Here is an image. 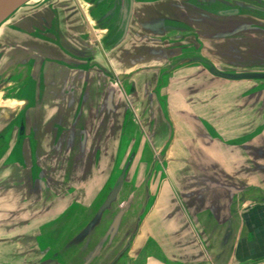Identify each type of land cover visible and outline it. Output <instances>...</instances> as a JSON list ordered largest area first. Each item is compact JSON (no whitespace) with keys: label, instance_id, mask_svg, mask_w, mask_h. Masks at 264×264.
Here are the masks:
<instances>
[{"label":"rangeland","instance_id":"rangeland-1","mask_svg":"<svg viewBox=\"0 0 264 264\" xmlns=\"http://www.w3.org/2000/svg\"><path fill=\"white\" fill-rule=\"evenodd\" d=\"M80 1L88 22L93 24L92 28L98 36L92 37V40L90 36L93 32L85 25H77L81 21L84 24V17L75 0H32L0 24L2 131L16 129V133L19 129L21 119L10 120L25 104L20 100L21 89L25 86L23 80L32 76L30 83L35 84L36 77L40 78V72L46 65L58 64L63 69H82L73 59H70L74 62L72 67L67 58L65 63L53 60L49 49H41L36 36L41 33L40 30L63 35L71 32L76 34L80 30L85 33L83 37L79 36L78 40L81 44H92V49L87 51V54L90 52L91 60L86 72H75L74 76H83L82 82L89 78L88 114L93 117L96 103L99 109L97 117L92 118L91 123H76L78 116L82 115V108L73 114V118H69L71 121H61L68 127L58 128V147H49L48 152L47 148H42L38 152L28 154L27 167L16 165L12 161L0 162V264H83L88 261L102 239L105 226L109 225L120 208L125 206L126 200H131V207L124 216L119 233L112 242H105L89 262L110 264L126 246L135 229L140 209L147 198L144 186L150 167L151 174L153 170L150 184L153 199L150 201L149 214L144 222V234L141 239H136L138 241L128 256L119 260L121 264L143 262L147 248L151 247V231L154 232L151 225L154 227L157 223L159 232L169 231L170 227L166 229L163 225L169 219L170 211L178 209L173 196L185 198L184 192L188 191L197 199V209L208 206L217 208L219 204L226 213L229 203H232L230 200L235 189H250L255 185L264 187V151L260 150L264 145L256 144L260 147L245 148L243 152L235 150L232 153L230 144H227L229 149L223 151L218 146L219 141L213 136V129L210 127L208 130L199 124V119L196 120V112L202 109L207 113L204 116L215 118L214 108H217V102L223 96L224 88L221 85L220 87L215 79L210 78L211 66L236 71H264V56L260 47H255L261 33H255L254 41H250L249 36L242 31H249L251 26L260 27L257 24L262 25V21L255 18L244 19L243 13H248V10L240 3L246 4L250 0H231L230 2L239 3L244 11H241L243 16L231 21L232 23H221L219 30L215 26L212 29L210 21H207V30L203 39H198V44L195 41L190 42L189 39L171 40L172 55L168 61L175 64L176 55L173 54L177 50V56H181V59L188 58L192 61L185 62L167 76L163 87L156 84V95L149 90L147 97L144 95L135 100L129 97L130 88L127 84L121 86L117 83L116 76L121 74L118 72V63L114 53L106 47L119 43L120 30L127 36L138 34L139 30H135L132 23L129 24L131 16L138 17L136 10L131 12V6L136 1ZM224 1L228 4V0H221L216 9H226V4L222 3ZM260 2H263L264 9V0ZM188 12L203 19L213 16L212 11L204 13V9L201 12L188 9ZM261 13L256 17L264 20V10ZM72 22L75 28L70 31ZM26 33L31 37H27ZM193 36L188 38L192 39ZM60 41L65 45L67 43L66 40ZM154 41L159 42L156 39ZM181 43L186 44V49L180 47ZM71 73L64 75L68 78ZM69 89H65V93ZM33 90H28V93ZM71 90L73 91L72 88ZM100 98L103 105L99 108ZM115 100L119 101V110H116ZM10 102L19 104V107L16 110L12 109L11 105L7 107ZM245 104L247 110L237 108L232 116H254L260 111V107L255 109L258 102ZM106 110H111L109 113L115 117L116 113L118 116L112 125L109 124L113 127L111 134L115 137H111L112 141H115L113 151L102 152V149H105L107 133L104 127L109 116H112L106 114ZM169 114L174 121H170ZM164 118L168 121L162 120ZM220 123L225 126L223 121ZM163 125L167 127L166 130L162 128ZM80 128L85 129L79 131ZM44 132L50 136V130ZM63 140L67 145H62ZM8 141L9 136H5V147L8 146ZM163 150L170 153L162 162L158 160V156L164 153ZM3 154L2 150L1 159H4ZM128 155L129 158L136 155V159L129 170L121 197L103 214L99 224L87 236L79 238L96 214L111 183L114 185L121 175L120 167L123 168ZM11 157H15L13 152ZM151 215L152 220L157 216L152 224ZM208 221L211 226L213 222L209 218ZM263 229H260V232Z\"/></svg>","mask_w":264,"mask_h":264},{"label":"crops","instance_id":"crops-1","mask_svg":"<svg viewBox=\"0 0 264 264\" xmlns=\"http://www.w3.org/2000/svg\"><path fill=\"white\" fill-rule=\"evenodd\" d=\"M135 1L136 3L134 2V5L131 6V12L134 13V10H136L138 17L131 16L129 24L131 25L132 23L134 29L137 31L139 30V35H126L121 43L116 46L106 47L110 48V51L114 53L116 57L118 72L123 73L125 76L130 75L118 84L121 86L127 84L130 89H132L131 84H134V88L132 89L134 91L133 94H131L133 100L142 98L144 95L147 97L149 90H151V80L155 85L156 73L165 70V68L159 70L160 67L176 65L177 68L169 74L171 75L180 68L179 66L185 62L192 61L188 58L181 59V56H177V50L173 54V56L176 55L174 58L176 60L174 62L175 64L170 63L168 60L171 58V47L173 45L171 40L182 41L183 39H189L190 42L195 41L198 44V39H203V34L207 30V21H210L212 29L213 26H215V28L219 30L221 23H232L231 21L239 19L237 17L225 18L219 15L203 19V17L197 14L188 12V9H195L201 12L206 5L218 11L220 9L216 8L221 3V0ZM230 1L231 0H228V4L225 3L226 9H241L242 7H240V5H242L248 10V13L242 10L245 20L248 18H255L258 21H262V25L257 24L260 27L251 26L249 31L244 29L242 31H245L244 34L249 36L250 41H254L253 36L255 33L257 35L261 33V38L258 39V42H255V47H260L264 56V34H262L264 33V20H262L261 17H256L261 12L263 13V2H260V0H253V2H251L250 0L251 3H247L251 5L247 3H240L239 5L237 2ZM197 5L199 7H197ZM205 12L206 11H204V13ZM251 15H254V17H250ZM159 20H161V22H159ZM80 23L78 22L77 25H85L86 28L91 30L85 21L84 24L82 21ZM70 24L69 30H74V23L72 22ZM252 24L254 25L255 23ZM65 30H68V28H65ZM106 30L109 31V29ZM40 31L41 33L36 35L37 40H39L38 46L43 50L49 49L53 60L57 59L65 63L67 58L68 64L73 67L74 62L70 60L73 59L82 69L81 71L67 68L63 69L58 64L46 65L40 72V78L36 77L37 81H35L33 75L34 81L36 82L35 84L30 83L32 82V76L22 81L25 83V86L21 89L20 100H23L25 104L10 121L19 118V120L21 119L20 125L22 122L25 123L26 129L24 135H22L23 133L20 132V129H18L16 133V129H11L7 132L0 129V152L2 150L4 152V159L0 158V162L12 161L16 165L27 167L26 161L29 158L28 154L38 152V150L42 148H47L46 151L48 152L53 146L58 147L60 143L58 128L63 126V128L66 129L68 127L61 121H71L69 118H73V114L79 112L80 108H82L80 110V114L82 115H80V117L78 116L79 122L91 123L93 120L92 118H96L98 115V103H96V112L93 117L92 114H88L90 98H88L87 94L90 88L87 86L89 85V78L84 79V82H82L81 79L83 76H74L75 72H86L87 67H89L87 65H89V61L91 60L90 52L87 54V51L92 49L91 42L89 41L91 45L87 44V42L81 44L78 40L80 37H83L85 33L80 30V32L76 34H71V32L63 35L56 32L55 34L45 33L46 31L44 30ZM121 33L120 30L119 37H121ZM92 35L90 36L91 40L92 37L95 38V33H92ZM192 35H194L192 39L188 38ZM59 36H61V38ZM147 36L150 38L147 39ZM27 37H31V35L27 34ZM60 39H62L63 42L66 40V45L65 43H61ZM155 39L159 42H155ZM180 47L186 49V44L181 43ZM204 51L205 49L203 48V55ZM103 52H105V47ZM104 54L106 55V53ZM216 67L227 72H245ZM69 72H72L70 76L68 78L65 77L64 74ZM210 78L215 79V81L219 82V86L221 85L224 88L222 89L223 96L219 98L217 108H214L213 115L215 118L212 119L208 118L207 115L204 116L207 114L204 109L196 112V120L199 119V124L201 123L208 130L210 127L213 129V136L219 141L218 146H220V149L223 151L229 149L227 144H230L229 147L233 150L231 151L232 153H234L235 150L243 152L245 148L260 147L256 144L264 145V81L225 80L212 75L211 72ZM76 81L78 84H76ZM167 86L169 87L170 85ZM68 88L70 89L66 94L64 90ZM31 89H34L33 92L28 93V90ZM251 101L258 102L255 109L260 107V111L256 113V115L250 116L249 114H243L239 117L232 116L233 111L237 108L246 109L245 103ZM118 102L119 101L115 100L116 110L118 108L120 109ZM101 105H103L102 98H100L99 108ZM149 105H151V103H149ZM110 111L111 110H106V114H111L112 116H109L110 120L108 119L104 127L107 133L105 134V149H102V152L113 151L112 148L115 145V141H112V138L115 137L111 134L113 133V127H111V125L118 115L115 113V117L112 113H109ZM149 113L151 114V112ZM170 120L171 122L174 121L172 117H170ZM221 121L225 123L226 127L220 123ZM161 124H163V122H161ZM162 128L165 130L167 129L165 125H163ZM44 130H50V136L47 135ZM74 131L75 129H73V133ZM5 136H9V144L6 147ZM48 136L49 140L47 139ZM45 141L46 143H44ZM63 143V146L67 145L64 140ZM261 148L260 150L264 151V147ZM11 152L14 153V159L11 157ZM166 152L165 158L169 157L168 153H170L168 150H166ZM252 188L235 189L233 191V197L230 200L232 203H229L226 213L224 212V208L219 206V204L217 208L208 206L203 209H197L195 207L197 199L194 198V196L192 197L188 191L184 192L185 198H178L177 195L173 196L178 209L170 211L168 215L169 219L166 220L167 222L163 225V228L166 229L170 227L169 231L162 233L161 231L159 232L157 223H155L156 225H154V227L151 225V229L154 231H151V247L149 246L147 248L145 252L146 257L143 259V262H138V264H264V234H262L264 233V187L255 185L254 188ZM252 200L258 201L253 202ZM218 210L221 212V216L224 217L223 219L217 213ZM152 211L153 210H151V214ZM152 217L153 215H151V224L153 221H156L154 219L155 217L157 218V216H154L153 220ZM208 218L213 222L211 226L209 225L210 221H208ZM145 219L141 226L140 233L137 236L139 239H141L144 234ZM170 221L171 224H169ZM260 229L263 230L260 232ZM137 241L138 240H135L131 250L134 249ZM141 255H143V253Z\"/></svg>","mask_w":264,"mask_h":264},{"label":"water","instance_id":"water-1","mask_svg":"<svg viewBox=\"0 0 264 264\" xmlns=\"http://www.w3.org/2000/svg\"><path fill=\"white\" fill-rule=\"evenodd\" d=\"M30 1H32V0H0V24L4 23L17 10H19L25 4H28ZM102 1H104V0H99L98 2L101 3ZM224 3H226V2H224ZM76 4L82 12V15L84 17V21L90 27V25L88 23V19L84 13L79 1L76 0ZM197 7H199V6L197 5ZM203 9H204V11H206V13H211V11H212L211 14L213 16H211V17H214V15H219V16L225 17V18L226 17H230V18L238 17V18H240L244 15V14L243 15L241 14L242 9H240V8L239 9L238 8H228V9H220V10L216 11L214 9H211L209 5H206L203 7ZM92 32H94V31H92ZM126 35L127 34H124V33L122 34L121 39L119 40V43H121V41H123L125 39ZM163 68H165V70H162V71L156 73L157 77H155L156 78L155 79L156 80L155 85H154V82L152 83V80H151V91H153V93H155V95L157 92V90L155 91L156 84L161 85V87H163L164 83L166 81L165 78L174 69H176L177 66L173 65L170 67L169 66L160 67L159 70H161ZM209 72H211L212 75H214L218 78L225 79V80H231V81H242V80L264 81V71L227 72V71H222L217 67L211 66L209 68ZM128 76H130V75H128ZM128 76H125L123 73L118 74L116 76L117 83L122 82ZM131 86L133 89L134 84H131ZM132 89H130V93L128 94L129 97H131V94H133L134 90H132ZM79 117H80V115H79ZM78 118L76 120V123H80ZM162 120L168 121L166 118H164ZM19 129H20V132L23 133L22 135H24V132L26 129L25 123L22 122ZM80 129H79V131H83L84 128H80ZM166 153L167 152L164 151V153L159 154V156H158L159 159L158 158L157 159L163 162L165 159ZM129 156L130 155H128V157H127L128 159H126L123 168L120 167V169H122L121 175L118 177V179L114 185L111 183V186H110L107 194H105L103 201L99 205L98 210L96 211V214L90 220V222L85 227L83 232L80 234L79 238H81L82 236H87L99 224L103 214L106 213L108 210H110L111 207L121 197L123 190H124V187L127 184V178L129 175V170H130V168H132L134 161L136 159V155L132 158H129ZM152 176H153V170H152V174H151V167H150V172H149L148 178L145 181V186H144L146 194H147V198L141 207L142 210L140 209V212H139V215H138V218L136 221L135 229L131 233L130 238L127 241L126 246L124 248H122V250L117 254V256L110 262V264H121V261L119 262V260L120 259L124 260L128 256L129 252L131 251V248L133 247V244H134L137 236L140 233L143 221L149 212L150 201L153 199L152 194H151V190H150V184H151ZM126 201H127V203L125 204V206H122L120 208L119 212L114 216L112 222L109 225L105 226L104 235H103L102 239L99 241V244L96 246L94 252L89 257L88 261L84 262L83 264H89V262L99 252L98 250H100V248H102L104 243L105 242H112L114 240V238L116 237V235L119 233L123 219H124V216L127 213V211L129 210V208L131 207L130 203H132L131 200H126Z\"/></svg>","mask_w":264,"mask_h":264},{"label":"flooded vegetation","instance_id":"flooded-vegetation-1","mask_svg":"<svg viewBox=\"0 0 264 264\" xmlns=\"http://www.w3.org/2000/svg\"><path fill=\"white\" fill-rule=\"evenodd\" d=\"M75 1H76V0H75ZM77 1H78V0H77ZM102 2H103V1H102ZM102 2H101V3H102ZM10 105H11L12 109L15 108L14 110H16V109L19 107V104H16L15 102H10V104H8L7 107H8V106L10 107ZM8 109H9V108H8ZM14 110H13V111H14ZM10 112H12V111H10ZM10 114H11V113H10Z\"/></svg>","mask_w":264,"mask_h":264},{"label":"bare ground","instance_id":"bare-ground-1","mask_svg":"<svg viewBox=\"0 0 264 264\" xmlns=\"http://www.w3.org/2000/svg\"><path fill=\"white\" fill-rule=\"evenodd\" d=\"M78 1H79L80 5H81L82 9H84V8H83V5L81 4V1H80V0H78ZM83 11H84V10H83ZM86 17H87V16H86ZM88 23H89L90 27L92 28V25H93V24H92L91 22H88ZM91 30L94 31L93 33L96 34L95 36L98 37L96 31H95L93 28H92ZM92 31H91V32H92ZM218 211H219V210H218ZM221 211H222V210H221ZM219 212H220V211H219ZM217 213H218V212H217ZM218 214L220 215V213H218ZM222 218H224V217H222Z\"/></svg>","mask_w":264,"mask_h":264}]
</instances>
